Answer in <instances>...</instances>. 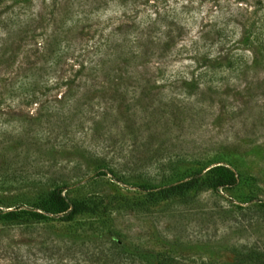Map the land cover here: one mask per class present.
<instances>
[{"label": "rangeland", "instance_id": "obj_1", "mask_svg": "<svg viewBox=\"0 0 264 264\" xmlns=\"http://www.w3.org/2000/svg\"><path fill=\"white\" fill-rule=\"evenodd\" d=\"M163 16L177 56L157 60ZM210 60L220 65L204 66L208 82L183 94L180 81ZM39 73L31 88L58 116L15 95ZM71 81L81 99L59 109ZM150 83L169 108L152 150L131 154L129 114L102 95L126 89V103ZM149 156L186 158L182 177L202 168L205 184L154 199L138 186L155 184ZM218 165L234 185L211 187L205 172ZM55 190L78 206L71 217ZM255 251L264 256V0H0V264H259Z\"/></svg>", "mask_w": 264, "mask_h": 264}, {"label": "trees", "instance_id": "obj_2", "mask_svg": "<svg viewBox=\"0 0 264 264\" xmlns=\"http://www.w3.org/2000/svg\"><path fill=\"white\" fill-rule=\"evenodd\" d=\"M147 18H148L147 21L151 20L149 19L148 16ZM154 19L161 20L165 25H167V28L162 27V30H164V33L168 36V39H165L164 41H160L158 45L160 49L159 51L160 53L159 55L156 56L157 60H159L160 58L162 59L163 56H165L166 54H169V55L172 54L173 57H176L177 56L176 52L170 53L171 45H173L175 41L174 40L175 37L174 38L169 37L170 34L173 32L172 27L174 23H170L171 21L169 20L166 21L167 19L166 16H163L162 19H160L159 17H154ZM158 28L160 29V27H157V29ZM146 56H147V53L143 51H136L135 53L134 51L130 52V57L131 59H133L132 61H134L135 59L141 61L143 59H146ZM204 56L205 55L201 56L200 58H203ZM106 58L104 55V58L101 59L100 65L105 63L104 60ZM60 59H61L60 53L52 52L51 55H49V57L46 58L48 68L50 70H54L55 68H57L60 65L59 63ZM126 59L129 60L128 58ZM219 65L220 64H217V63H214L213 65L212 61L210 60V63L208 65L203 64V68L204 66H206L205 68H210V67L219 66ZM198 68L199 67H197V69ZM205 68L199 69V71L201 70L200 72L196 73V75L192 74L189 78L187 77L188 75H186L185 78H183L180 81L181 87H178V88L180 89V91H182L183 94L184 93L188 94L189 92H192V90L196 89L200 85L201 82H206V83L208 82L209 72L207 71L205 72ZM95 69L96 67L88 68L90 73L91 72L93 73L94 71H96ZM208 70L210 71V69ZM39 76H40V73L38 74V76H30V78L33 80H31L30 78L28 80H26V78L23 80L21 79L18 86L15 88V95L22 96L23 101L26 104L27 103L40 104L39 112L41 114L39 113V117H41L42 115L58 116L59 115L57 111L58 106L56 107L54 104L42 103L41 101L44 99L45 95L40 92L35 93L33 89L31 88L33 86L30 84L31 83L33 84L35 80H39ZM152 82L154 83V80ZM73 83L74 82L71 81L70 83L71 87L68 89L69 95L66 97V99L63 101L56 100L57 103L62 105L61 107H59V109L64 108V105H66L70 101L71 98H74L76 100H78V98L81 99V97L78 96L79 93L77 89L74 90L75 94L77 93V95L73 96V89H74ZM49 88L47 90H51ZM118 88L119 87L115 88L114 90L115 94L113 93L111 96L102 95V99L104 101H107V99H117L119 102L118 107L120 108V106H122L124 108V112L126 114H129V116L128 115L124 116L126 117L127 121L131 122V125L129 126L130 128L129 133L126 135L127 141H125L124 143L125 146L123 148H129L130 149L129 153L131 154L136 153V152L142 153V152H139L142 149H144L143 151H147L145 153H148L150 152V150H152L150 149V147H152L153 141H155V139L157 138L153 127L156 125L157 122H160L162 120L161 111L164 108V106H167V108H169L168 106L169 101L167 100V97H166L167 94H164L162 91H160V88L159 87L157 88L155 84L150 83L147 86H145V89H144V92H142V95L137 96L136 99L131 97L130 101H127L126 103H124L123 100L126 98L125 96L127 95L128 90L126 89L118 90ZM82 95H85V94H82ZM188 95H192V93H189ZM76 107L78 109L77 105ZM109 108H112V107H108V108L106 107V109H109ZM102 109L100 108V111H98L95 114L96 116L99 117V120L104 121L109 118L110 116L109 114L111 112H102ZM156 115H159L158 120L155 119ZM136 120L142 121L143 123H140L136 127V124H137V122H135ZM151 159H153V156L141 158V160H143L146 166H149V165L152 166V164H155L156 169H158V173L153 175V178H152L153 181L148 182V183L154 182L155 184H157L160 182L161 183L165 182V184L163 186H156L155 184H146L143 182L142 184H139L138 186L140 189L151 193L152 198L154 199L155 198L166 199L175 194L185 195V192L190 190L191 188L195 186L200 187L205 184V179L202 178V171H203L202 168H199L198 170H194V172L189 177H185V178L182 177V173L178 171L179 168L177 166L179 162H185L184 160L186 158L177 157V156L175 159L171 158L170 156H167L165 158L160 157L157 160L153 159L154 160L153 162H151L150 164H147V161H152ZM213 171L215 172V175L212 177H209V172H205L206 180H210L212 184L211 185L212 188H215L218 186H232L235 184L234 174L229 168L222 166V165H218L214 167L212 172ZM141 178L145 179L146 177L144 175ZM168 180L170 182L166 183ZM61 189L62 187L60 188V191ZM60 191L55 190L51 192L50 197L53 201H55V203L61 206V211H65L66 216L71 217L73 212L78 210V206L77 207L75 205L73 206L72 203L68 202V200L65 198L64 195L61 194ZM250 258L252 259L253 262L259 263V264L260 263L262 264V262L264 261V256L260 255L259 253H256V251L252 253V257Z\"/></svg>", "mask_w": 264, "mask_h": 264}]
</instances>
